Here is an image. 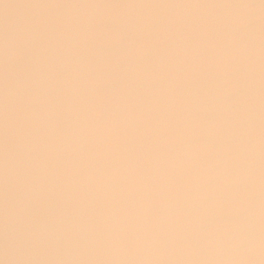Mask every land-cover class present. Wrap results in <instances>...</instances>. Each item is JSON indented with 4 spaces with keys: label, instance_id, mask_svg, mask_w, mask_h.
<instances>
[{
    "label": "water",
    "instance_id": "95a60500",
    "mask_svg": "<svg viewBox=\"0 0 264 264\" xmlns=\"http://www.w3.org/2000/svg\"><path fill=\"white\" fill-rule=\"evenodd\" d=\"M0 264H264V0H0Z\"/></svg>",
    "mask_w": 264,
    "mask_h": 264
}]
</instances>
